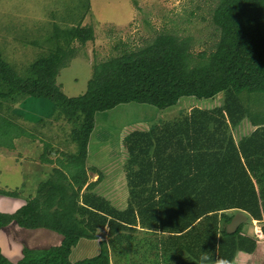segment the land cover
Wrapping results in <instances>:
<instances>
[{
	"label": "trees",
	"instance_id": "1",
	"mask_svg": "<svg viewBox=\"0 0 264 264\" xmlns=\"http://www.w3.org/2000/svg\"><path fill=\"white\" fill-rule=\"evenodd\" d=\"M211 20L218 37L208 53L194 56L186 38L159 32L141 47L93 63L86 90L72 97L56 77L74 56L72 42L94 40L91 24L54 28L53 47L31 62L26 78L0 53V100L50 99L61 110L54 118L71 124L69 136L77 145L54 160L45 155L50 148L44 143L43 161L55 166L37 184L36 195L13 212H0V229L11 223L44 228L61 235L60 243L43 249L24 245L16 262L0 248V264H213L215 259L264 264V118L250 107L264 93V0H216ZM218 93H224L218 107L193 108L124 137L128 201L123 208L94 192L101 176L94 170L97 178L89 180L86 159L96 113L128 102L166 108L184 96L207 99ZM243 118L255 128L234 140L230 128ZM8 127L15 137L28 132L0 115V143L9 140L11 149ZM20 192L0 188L3 196ZM236 212L259 222L262 236L245 233L243 223L227 233ZM103 228L106 239L98 235ZM134 229L145 235H132ZM80 239L98 241L99 250L72 260ZM202 252L212 260L201 261Z\"/></svg>",
	"mask_w": 264,
	"mask_h": 264
},
{
	"label": "rangeland",
	"instance_id": "2",
	"mask_svg": "<svg viewBox=\"0 0 264 264\" xmlns=\"http://www.w3.org/2000/svg\"><path fill=\"white\" fill-rule=\"evenodd\" d=\"M215 5L216 0H0V53L2 59L20 78H26L30 76L31 62L53 47V41L49 39L54 32L53 23L60 28H65L70 22L77 25L85 15L87 22L93 27L96 26L95 38L85 44L72 42L75 48L74 56L59 70L56 77V82L60 84L66 96H77L86 90L93 63L117 55L123 50L141 47L150 42L159 32H168L179 38H186L194 56L201 51L208 53L214 47L218 37V32L211 20ZM96 19L100 23L96 22ZM61 33L63 34V31ZM1 88L3 90L4 86ZM240 96L243 97V101L246 100L244 92ZM259 97L260 99L251 103L250 107L252 113L262 119L264 118V93H261ZM223 98L224 93H218L207 99L184 96L175 105L166 108H158L147 103L128 102L96 113L95 129L91 133L88 148H92L91 146L96 142L98 148L90 149L86 159L88 175L96 179L97 176L93 173L96 170L101 176L94 192L108 198L113 205L123 208L128 201L126 187L128 155L123 143L124 137L134 130L145 131L156 124L189 114L193 108L218 107ZM59 114L61 110L47 98L16 95L10 100H0V115L12 121L20 115L17 122L23 121L27 124L23 126L17 123L28 133L15 140L16 149L8 148L12 150L8 153L0 148L3 150L2 155H8H0L1 159L7 158L0 161V188L21 189L23 197L19 196L18 200L25 201V194L31 193L32 197L37 191L35 177L30 174V169L24 162V156H33V160L39 161V155L45 150L44 143L50 139L62 144L67 151H69L68 145L70 150H77L76 143L69 136L70 123L64 122L68 126L61 124L60 129L49 126V131L47 130L48 122L54 120L52 117H57ZM252 126L249 119L243 118L237 125L230 128V134L234 140H239L241 136L251 131ZM58 148L62 149L59 146ZM49 150L46 154L44 153L46 156L50 155L52 159L54 156L56 158L61 156ZM54 166L55 164H50L48 167ZM4 181L6 183H3ZM23 181H25L24 184ZM4 198L0 207L4 208L6 204L7 206L17 205L10 200L14 197ZM3 208L0 212H12L10 209L4 211ZM243 224L245 233L256 236L255 229L260 228L259 222L246 219ZM13 226L9 229H15ZM5 227L0 230V234L2 239L9 240L5 230L8 227ZM20 229L22 230L19 232L15 230L13 233L11 230L9 235L20 248L24 245L29 247V238L26 237L37 238L38 235L33 230ZM131 234L141 237L145 235V232L134 229ZM98 235L101 239H106V228L98 230ZM17 238L20 239L17 240ZM30 244L42 249L46 246H56L51 241ZM3 246L6 247L7 243ZM98 250V241L80 239L72 249L70 258L78 260L93 256ZM257 261L261 262V260Z\"/></svg>",
	"mask_w": 264,
	"mask_h": 264
},
{
	"label": "crops",
	"instance_id": "3",
	"mask_svg": "<svg viewBox=\"0 0 264 264\" xmlns=\"http://www.w3.org/2000/svg\"><path fill=\"white\" fill-rule=\"evenodd\" d=\"M85 16V15H84ZM84 16L80 19V21H79V23L78 24H81V25H85V24H89L88 22H87V18H84ZM96 22H98V23H100V21L98 20V19H96ZM68 26H71V25H76L75 23H72V22H70L69 24H67ZM57 26L58 25H56L55 23H53V25H52V28L54 29V28H57ZM93 26V25H92ZM59 27V26H58ZM95 25H94V30H95ZM52 29V30H53ZM95 32V31H94ZM13 111H15V109H13ZM20 115H18V116H16L15 117V119L13 120V122L14 123H19V124H21V125H23L24 126V124H26L25 122H23V121H20V122H17L19 119H20ZM5 118H7V117H5ZM8 119V118H7ZM52 119H54V120H52V121H49L48 122V131H49V126L50 127H52V128H54V129H60V125L62 124L63 126H65V125H67L68 126V124H66V123H64V122H66L63 118H60V119H58V118H54V117H52ZM9 120H10V118H9ZM60 120L62 121V122H60ZM12 121V120H11ZM31 124V123H30ZM27 125V124H26ZM254 128L255 127H253L252 126V128H251V131H253L254 130ZM51 129V128H50ZM251 131H249L248 133H250ZM10 133H12V144L14 145V148L16 149V143H15V140L16 139H18V138H20V137H15L14 136V134H15V131L13 130V131H11V129H10V127H9V135H10ZM248 133H246V134H248ZM245 135V134H244ZM45 143H47L48 144V149L50 148L54 153H60V151H64L65 150V148L63 147V145L62 144H58V143H56L54 140H49V141H45ZM7 145H10V141L9 140H7V141H5V140H3L1 143H0V148H3V149H5L8 153H10L9 151H12V150H14V148L12 149V150H9L8 149V147H7ZM97 145V142L96 143H94L91 147L92 148H88V152H89V150L91 149V150H93V149H97L98 148V146H96ZM58 146L59 147H61L62 149H59L58 148ZM68 148H69V150H70V146L68 145ZM45 149V148H44ZM71 151V150H70ZM43 152H45V150H43ZM2 153H3V150L2 149H0V155L1 156H8V155H2ZM41 153H42V147H41ZM48 156V158L49 159H52V157L50 156V155H47ZM39 157H40V159H39V161H35V160H33V156H28V155H26V156H24V162H25V164H27V166H28V168L30 169V174L32 175V176H34L35 178V183H39L41 180H43V179H45L47 176H48V174L50 173V170L52 169V168H49L48 166L50 165V163H47V162H45V161H43V158H42V155H39ZM87 158H88V154H87ZM4 159H7V158H0V161H2V160H4ZM54 160H56V156H54V158H53ZM86 164H87V162H86ZM14 167V166H13ZM15 168V167H14ZM16 169V168H15ZM35 169V170H34ZM89 173V172H88ZM96 175V174H95ZM97 176V175H96ZM89 180L90 181H93V180H95V178H92L90 175H89ZM1 183V182H0ZM3 183H6L5 181L3 182ZM25 183V181H23V184ZM4 185H6V184H4ZM21 186V185H20ZM31 195V193H27V194H25L24 195V200L26 201V199H27V197H29ZM19 196H21V197H23V194H22V191L19 193ZM18 196V197H19ZM4 197H7V196H3V195H0V203L5 199ZM9 197V196H8ZM12 197V196H11ZM18 197H14V198H10V200H13V202L14 203H16L17 205L16 206H7V204L4 206V208L1 206L0 207V211H1V209L3 208V210L5 211L6 209L8 210V209H10V211H14V210H16L19 206H21L22 204H24L25 203V201H21V200H18L17 198ZM12 224H14V223H11V224H9V226H7L8 227V229H5L6 230V232H7V234H8V238H9V240L7 239V238H5V239H2V234H0V248H1V251H2V253L4 254V256H6L10 261H12V262H16L18 259H20L21 257H22V253H21V249L22 248H20L19 246H18V244L16 243V241L15 240H12V238H11V235H9L10 233H11V230H12V233H13V231H15V230H17L18 232L19 231H21L22 229H20L21 227H19V226H17V225H12ZM11 226H13L15 229H9ZM4 228H6V227H4ZM4 228H2V229H4ZM1 230V229H0ZM24 230H29L30 231V229H24ZM33 231H35L36 233H37V238H30V236L29 237H26V238H29V243H28V245H29V248H37V246H32L30 243H34V242H41V241H51L52 243H54L55 245H58L59 243H60V241H61V235H59V234H57V233H55V232H53V231H51V230H48V229H44V228H37V229H32ZM10 236V237H9ZM18 239H20V238H17V240ZM2 241V242H1ZM4 243H7V246L6 247H4L3 246V244ZM26 247H28V246H26ZM47 247V246H46Z\"/></svg>",
	"mask_w": 264,
	"mask_h": 264
},
{
	"label": "water",
	"instance_id": "4",
	"mask_svg": "<svg viewBox=\"0 0 264 264\" xmlns=\"http://www.w3.org/2000/svg\"><path fill=\"white\" fill-rule=\"evenodd\" d=\"M246 215L242 212H238L233 215L231 220L226 224L225 230L227 233H233L236 231L237 227L246 220Z\"/></svg>",
	"mask_w": 264,
	"mask_h": 264
},
{
	"label": "clouds",
	"instance_id": "5",
	"mask_svg": "<svg viewBox=\"0 0 264 264\" xmlns=\"http://www.w3.org/2000/svg\"><path fill=\"white\" fill-rule=\"evenodd\" d=\"M200 260L201 261H209L212 260V257L210 255V253L208 252H202L201 256H200ZM213 264H227L226 261L222 260V259H215L213 261Z\"/></svg>",
	"mask_w": 264,
	"mask_h": 264
},
{
	"label": "built area",
	"instance_id": "6",
	"mask_svg": "<svg viewBox=\"0 0 264 264\" xmlns=\"http://www.w3.org/2000/svg\"><path fill=\"white\" fill-rule=\"evenodd\" d=\"M255 230H256V231H255L256 236H257V237H261L262 234H261V232H260V229H259V228H256Z\"/></svg>",
	"mask_w": 264,
	"mask_h": 264
}]
</instances>
